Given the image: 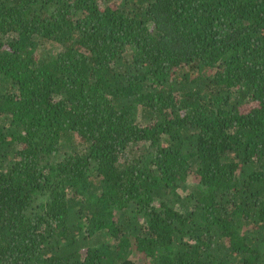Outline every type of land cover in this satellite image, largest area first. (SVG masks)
I'll return each mask as SVG.
<instances>
[{"label":"trees","instance_id":"16d2710c","mask_svg":"<svg viewBox=\"0 0 264 264\" xmlns=\"http://www.w3.org/2000/svg\"><path fill=\"white\" fill-rule=\"evenodd\" d=\"M0 264H264V0H0Z\"/></svg>","mask_w":264,"mask_h":264},{"label":"rangeland","instance_id":"374dc122","mask_svg":"<svg viewBox=\"0 0 264 264\" xmlns=\"http://www.w3.org/2000/svg\"><path fill=\"white\" fill-rule=\"evenodd\" d=\"M181 186H183L182 188L183 195L190 193L192 190L198 187L192 178H189L188 181L183 183Z\"/></svg>","mask_w":264,"mask_h":264}]
</instances>
